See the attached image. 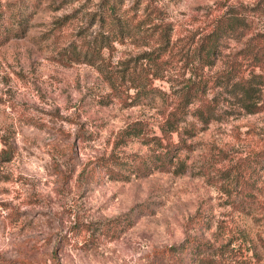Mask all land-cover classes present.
<instances>
[{
    "label": "rangeland",
    "instance_id": "1",
    "mask_svg": "<svg viewBox=\"0 0 264 264\" xmlns=\"http://www.w3.org/2000/svg\"><path fill=\"white\" fill-rule=\"evenodd\" d=\"M226 1L172 0L169 12L181 30H192L205 26ZM98 2L40 0L25 38L0 47V264H150L154 251L192 235L215 246L232 242L240 247V264H264V214L234 212L218 182L228 167L263 149L264 113L214 123L201 132L192 142L194 151L180 154L185 174L155 173L130 182L84 174L115 151L127 124L155 123L159 117L158 106H99L106 86L97 70L60 61ZM18 3L0 0V8ZM74 15L61 26V19ZM227 45L226 54L242 46L233 40ZM121 151L147 150L133 142L116 152ZM261 189L264 201V184ZM139 206L150 212L140 213ZM134 208V226L122 236L99 237V230L87 242L91 236L81 224L106 223ZM200 211L211 217L210 230L191 224Z\"/></svg>",
    "mask_w": 264,
    "mask_h": 264
},
{
    "label": "trees",
    "instance_id": "2",
    "mask_svg": "<svg viewBox=\"0 0 264 264\" xmlns=\"http://www.w3.org/2000/svg\"><path fill=\"white\" fill-rule=\"evenodd\" d=\"M171 1L99 0L79 40L60 53L64 66L84 64L100 74L106 91L97 99L99 106L159 108L155 123L138 119L127 124L118 133L115 151L98 159L95 168L84 173L87 178L130 182L155 173L185 174L180 154L194 151L192 142L201 132L214 123L264 113V0L254 5L227 0L218 5L219 14L212 13L205 26L192 30H181L173 21ZM39 4L20 0L13 8H0V47L25 38ZM75 16L59 23L63 27ZM228 40L242 46L226 54ZM133 142L146 153L116 152ZM218 182L234 212L264 214V147L228 167ZM143 207L140 213L150 212ZM136 210L106 223L81 224L91 236L87 242L97 238L99 230V237L119 238L134 226ZM190 222L203 231L213 224L201 211ZM239 251L232 242L215 246L192 235L154 251L150 264H240Z\"/></svg>",
    "mask_w": 264,
    "mask_h": 264
}]
</instances>
